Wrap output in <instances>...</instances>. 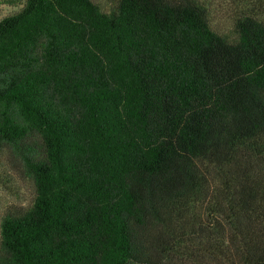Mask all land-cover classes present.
Instances as JSON below:
<instances>
[{
  "label": "trees",
  "instance_id": "1",
  "mask_svg": "<svg viewBox=\"0 0 264 264\" xmlns=\"http://www.w3.org/2000/svg\"><path fill=\"white\" fill-rule=\"evenodd\" d=\"M3 0L0 264H264V5ZM263 6V7H262Z\"/></svg>",
  "mask_w": 264,
  "mask_h": 264
},
{
  "label": "rangeland",
  "instance_id": "2",
  "mask_svg": "<svg viewBox=\"0 0 264 264\" xmlns=\"http://www.w3.org/2000/svg\"><path fill=\"white\" fill-rule=\"evenodd\" d=\"M103 10H109V0H93ZM209 8L213 28L220 34L234 37L235 23L243 13L258 9V0H201ZM264 5V0H260ZM3 3V0H0ZM263 7V6H262ZM264 8V7H263ZM20 6L0 4V20L16 13ZM256 9V11H257ZM13 183H0V221L7 208L13 204L27 205L34 196L33 185L27 178L18 174L13 176Z\"/></svg>",
  "mask_w": 264,
  "mask_h": 264
}]
</instances>
